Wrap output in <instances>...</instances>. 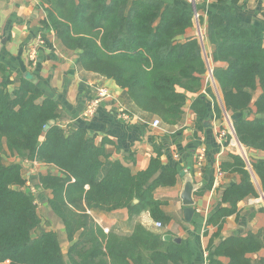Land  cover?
<instances>
[{
    "label": "trees",
    "instance_id": "16d2710c",
    "mask_svg": "<svg viewBox=\"0 0 264 264\" xmlns=\"http://www.w3.org/2000/svg\"><path fill=\"white\" fill-rule=\"evenodd\" d=\"M41 2L46 5V31L53 30L65 49L80 50L86 70L115 80L141 110L174 126L184 120L192 95L191 110L205 119L209 95L218 118L224 110L234 117L236 136L247 151L260 153L246 160L229 152L222 162V170L240 180L225 186L222 199L228 206L206 222V228L217 227L210 238L209 245H214L238 203L264 191V29L212 13L203 42L198 34L183 40L195 25L193 10L164 0ZM199 20L203 25V18ZM42 37L49 41L46 33ZM211 69L213 80L202 93ZM4 153L19 160H0V264H192L189 244L166 239L169 232H155L141 222L129 234L106 232L88 213L126 208L134 219L148 211L167 225L172 216L155 192L174 186L177 171L162 168L160 154L136 173L121 160H112L105 145L97 144L85 128L64 127L58 102L44 95L34 77L22 76L16 83L0 61ZM20 160L53 164L59 170L57 175L42 174L40 182L52 193L51 209L65 225L71 243L66 255L58 231L42 227L36 198L24 188L27 178ZM262 250L264 227L220 240L208 264H264Z\"/></svg>",
    "mask_w": 264,
    "mask_h": 264
},
{
    "label": "crops",
    "instance_id": "0c3cea01",
    "mask_svg": "<svg viewBox=\"0 0 264 264\" xmlns=\"http://www.w3.org/2000/svg\"><path fill=\"white\" fill-rule=\"evenodd\" d=\"M164 1L186 10H194L191 0ZM196 1L204 28L208 15L219 13L239 17L264 29V0ZM46 18V5L41 0H0V61L8 66L13 79L19 82L26 74L34 77L44 95L58 102L64 127L70 125L85 128L97 144L105 145L112 160H121L133 173L148 168L152 157L158 154L161 155L162 168H173L178 173L174 186L159 187L155 192L165 202L164 210L172 216L164 229L155 227V220L148 211L134 219L130 218L126 208L111 213L98 211L111 231L129 234L134 225L141 222L150 230L163 234L169 232L165 236L170 235L171 239L179 237L181 241L187 242L193 254L192 264H208L220 240L244 236L264 227V194H261V190L259 197H248L238 203V211L226 218L221 237L215 240L214 245H209L217 227L206 228V222L218 209L228 206L222 199L225 186L240 180L239 175L222 170L221 164L227 154L239 152L234 148L235 144L231 143L232 139L229 141L231 133L226 134L223 117L218 118L211 96L208 95V115L205 119H198L191 110V101L194 99L192 95L180 124L171 126L160 120L161 123L155 126L153 122L158 117L141 110L115 80L88 71L82 66L79 61L80 50H68L61 46L55 39L54 31H46ZM43 33H46L49 41L39 44L37 38ZM197 33L194 26L181 38L185 40L187 36ZM32 49L36 51L35 63L29 59V51ZM208 74L202 93L211 80V74ZM100 85L107 87L110 95L102 102L94 117L85 118L82 113L86 104ZM119 108H125L131 120L121 118ZM222 132L225 133L224 136ZM26 164L28 185L29 180L39 183L42 174H59L53 164ZM188 175L197 184L194 192L195 212L191 220L185 217V205L181 199ZM46 192L50 194V191ZM51 212L54 215L52 209ZM56 225L55 230L61 239V236H66L65 226L62 222H57ZM99 226L104 228L100 224ZM63 242L61 240V245ZM66 242L69 250L71 243L69 240ZM259 253L260 256L263 255L264 250ZM251 256L257 257L256 254ZM222 260L226 262L228 259Z\"/></svg>",
    "mask_w": 264,
    "mask_h": 264
},
{
    "label": "rangeland",
    "instance_id": "374dc122",
    "mask_svg": "<svg viewBox=\"0 0 264 264\" xmlns=\"http://www.w3.org/2000/svg\"><path fill=\"white\" fill-rule=\"evenodd\" d=\"M199 18H200V16H199ZM199 18L197 19V18H195L194 17V23H195V29H197V31H198V36H199V38L202 40V42L204 41V30H205V28L203 27V25L200 23V20H199ZM12 76H13V73H12ZM14 77V76H13ZM12 77V78H13ZM18 82V81H17ZM16 82V83H17ZM215 86H216V88H218L217 87V84H215ZM99 87H105V86H103V85H100ZM98 89V88H97ZM220 98H221V96H220ZM125 109V108H124ZM126 110V109H125ZM234 117L233 116H231L229 113H225V111H224V113H223V120H224V124H225V130H226V134H229V132L231 133L230 134V136H231V139H232V141H231V139H230V141H231V143L233 142V144H235V146H234V148L237 150V152H239L241 155L243 154L245 157H247V159H248V155L249 156H253V157H257V156H259L260 155V153L259 152H255V151H252V150H249V151H247V148L246 147H244L243 145H241L239 142H238V140H237V138H236V133H235V130H233V128H234V125H233V119ZM233 134V135H232ZM232 136H234L233 138H232ZM229 138V137H228ZM2 157H4V158H8V159H6V160H11V161H13V162H15V161H18L19 159L16 157V156H11L10 154H7V153H4V154H0V160H1V158ZM19 162H22L23 163V173H24V177L26 178L27 177V172H28V170L25 168V167H27L26 165V163H27V161H19ZM256 181L258 182V180L256 179ZM29 185H28V183H27V181H26V185L24 186V188L27 190V191H31L33 194H34V196H35V198H36V203H37V205H38V214L41 216V218H42V227L43 228H46V229H54L55 230V228L57 227V225H56V223L57 222H61L60 220H58L57 218H56V216H54L53 214H52V212H51V205H50V198H52L53 196H52V193L51 192H49L50 194L48 195V193L45 191V189H43V186H42V183L40 182V178H39V183H36V181H33V183L32 182H30V180H29ZM261 194H264V191L262 190V193ZM48 196V197H47ZM263 201H264V198H263ZM264 203V202H263ZM114 211H116V210H114ZM88 213H90L91 215H92V218H93V221L97 224V225H101V226H103L104 228H103V230L104 231H107V232H109V231H111L110 229H109V225L108 224H106L105 222H104V220H103V217L102 216H100L99 214H101L100 212H98V211H93V210H88ZM104 213V212H103ZM102 213V214H103ZM111 213V212H110ZM110 218H112V217H110ZM157 222H159V223H161V227H157L156 225H155V227L156 228H158V229H164L165 227H166V225L165 224H163L161 221H155V224L157 223ZM65 226V225H64ZM57 229V228H56ZM115 232V231H114ZM117 233H119V234H125V233H120V232H117ZM62 235V234H61ZM61 240L62 241H64L63 242V244L61 245L62 246V249H63V252L65 253V255L68 253V243L66 242V241H68L67 240V237L64 235V236H61Z\"/></svg>",
    "mask_w": 264,
    "mask_h": 264
},
{
    "label": "built area",
    "instance_id": "2783aa9c",
    "mask_svg": "<svg viewBox=\"0 0 264 264\" xmlns=\"http://www.w3.org/2000/svg\"><path fill=\"white\" fill-rule=\"evenodd\" d=\"M193 6H194V10H193V13H194V17L195 18H199V13H198V10L196 8V4H197V1L196 0H191ZM37 42L39 44H44L46 43V40L42 37V35H39L38 38H37ZM29 59L31 62L35 63L36 60H37V56H36V51L35 49H32L29 51ZM211 74V80L213 79L212 77V69L210 70L209 72ZM110 95V91L107 87H98L96 93L94 94V96H92L87 104H86V107L82 113L83 117L85 118H92L94 117L96 114H97V111L100 107V105L102 104V102ZM118 114L121 118L125 119V120H131V116L129 115L128 111H126L124 108H119L118 109ZM161 123V121L159 119H156L154 122H153V125L157 126ZM222 136L225 135L224 132L221 133ZM28 162V161H27ZM36 162V161H34ZM157 227H161V223L157 222L155 224Z\"/></svg>",
    "mask_w": 264,
    "mask_h": 264
},
{
    "label": "water",
    "instance_id": "95a60500",
    "mask_svg": "<svg viewBox=\"0 0 264 264\" xmlns=\"http://www.w3.org/2000/svg\"><path fill=\"white\" fill-rule=\"evenodd\" d=\"M25 76L28 77L29 75L26 74ZM221 103H222V101H221ZM225 113H226V111H225ZM52 123H55V120H52L50 122V124H52ZM50 124L46 125V127H45L46 130L50 127ZM233 130H234V128H233ZM236 138H237V136H236ZM237 140H238V138H237ZM238 142L241 144V142L239 140H238ZM242 156L247 160V157H245L243 154H242ZM183 174H184V172H182V175ZM196 188H197V184L194 182L193 177L188 175V177L185 180L182 192H181V199H182L183 204L185 205V209H184L185 217L188 220L192 219V216L195 212V209H194V204H195L194 192H195ZM165 238L171 239V236L167 235V236H165ZM174 240L178 241V242L181 241V239L179 237H175Z\"/></svg>",
    "mask_w": 264,
    "mask_h": 264
}]
</instances>
